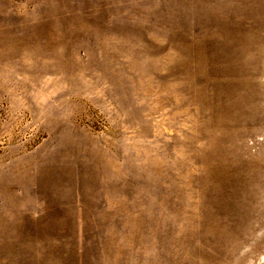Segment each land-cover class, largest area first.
Segmentation results:
<instances>
[{"label":"rangeland","instance_id":"374dc122","mask_svg":"<svg viewBox=\"0 0 264 264\" xmlns=\"http://www.w3.org/2000/svg\"><path fill=\"white\" fill-rule=\"evenodd\" d=\"M0 264H264V0H0Z\"/></svg>","mask_w":264,"mask_h":264}]
</instances>
